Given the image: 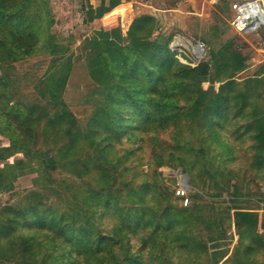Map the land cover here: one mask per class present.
Listing matches in <instances>:
<instances>
[{
  "label": "rangeland",
  "instance_id": "rangeland-1",
  "mask_svg": "<svg viewBox=\"0 0 264 264\" xmlns=\"http://www.w3.org/2000/svg\"><path fill=\"white\" fill-rule=\"evenodd\" d=\"M100 1L49 0L55 22L50 28V33L54 39H48L43 44L38 41L34 52L18 55L12 63L16 76L14 79L11 75L15 83L9 92L14 102L38 104L49 108H52L51 102L56 101L58 106H61L60 102H62L76 120V127L85 134L88 133L85 129L87 120L92 115L95 105L99 100L105 99V93L98 87L97 81L87 68L88 57L85 53L106 47L84 45L86 38L92 36L97 18L101 14V9L92 12L91 7L99 4ZM147 1L150 2L148 6L151 7L144 9ZM178 2L182 3L180 8H176ZM233 2L234 0L129 1L116 7L122 33L128 42L122 46L109 48L130 47L131 39L127 36L129 24L133 18L146 13L155 15L160 32L170 36V53L181 68L194 67L208 60L210 51L217 52L227 40L232 39L234 49L246 58V68L233 79L239 90L242 91L247 87L251 89L253 98L250 99L249 104L255 118L259 122H264V93L262 95L260 93L264 83L256 85L247 83L255 78L257 70L264 66V26L237 33L232 27L235 16L231 7ZM121 8L128 12L126 19H123L119 13ZM200 43L203 44L202 51L197 50L196 47ZM172 44L175 45L173 48H171ZM70 53L74 57L72 71L60 90L59 97L53 100L46 91L47 72L55 68L54 60L62 54ZM0 71L3 70L0 68ZM221 83L205 81L200 87L208 93L210 91L216 93ZM258 92L259 96L256 97ZM187 96L189 95L186 88L182 93L177 92L176 104L181 110L187 109L191 104L190 97ZM229 105L231 108L232 102ZM229 112L231 114V111ZM230 118H221L212 130L220 131V142L226 140L229 146H235L236 159L225 164L221 163L218 157L219 146L210 140L213 133H205V146L209 148L206 149L208 156L215 158L213 164L225 167L231 173L225 171V176L214 175L212 167L196 163L192 154L190 156L184 154L185 161H179L176 157L168 160L171 146L174 148L173 144L184 146L187 143L194 150L200 146L202 141L200 130L196 127L191 132L188 131L189 128L186 130L188 125L191 126L196 121L191 119L181 121L186 125L183 124L178 128L176 124L155 132L154 130L147 132L133 123L124 130L131 131L133 136L129 133L119 142H113L110 153L107 154V158L118 168L110 172L111 180L115 178L112 188L107 187L112 181L99 179L101 177L99 170L94 166L95 151L93 148L89 150L85 143L78 147L79 154L75 158L85 161L86 168L90 169L88 172L77 176L71 173L70 169L79 170L81 164L72 167L73 164L68 165L66 161L57 162L54 170L45 169L41 155L45 154L44 156L52 158L56 155L55 147L46 145L40 133L43 121L40 124H33L34 146L29 147V143L26 142L28 147L24 150L17 149L10 144L7 137L0 135V173L6 175L5 180H0V229L6 219L13 214L14 209L24 207L28 204V200L31 201L28 196L33 193L41 205L43 204L40 214L47 217L54 216L56 220L68 218L73 227L82 226L88 233L95 229L96 224L109 234L119 223L118 216L113 213L114 208L121 207L124 210L130 208L131 196L124 182H131L134 183V187L137 185L148 187L145 197L141 199L144 201L142 207L146 210L153 209L157 217L166 207L184 211L182 216L189 214L191 218L184 226L177 225L175 229L178 227L179 230L183 229L190 244L181 247L182 241L176 238V230L164 234L163 237L150 234L149 229L137 230L135 233L130 231L122 242V249L115 243L106 245L105 250H102V246L93 249L99 250L97 254L106 258L105 263L111 259V255L108 254L110 252L117 257L116 262L112 264H210L212 253L217 251L224 254L218 264H224V261L232 256L239 239L235 215L237 211L255 213L257 232L264 234V181L251 170L250 139L236 141L233 133L238 126L240 131L243 130L245 121L239 117L236 121ZM2 120L4 119L0 118V121ZM25 122L23 121V124ZM220 123L222 125L218 127ZM149 126L150 124H146L144 127L149 128ZM207 130L212 131L209 126ZM102 137L103 133L96 139ZM128 138L130 139L127 140ZM173 152L176 153V149ZM106 183L108 185H104ZM181 189L184 193L178 195ZM89 191L98 193L100 197L110 194L109 198H116L118 203L112 202L117 205L114 207L111 205L107 212L102 211L101 208L97 209L93 206L94 202L84 203ZM185 201L187 203L184 205ZM196 209H199V213H196ZM49 233L51 232L48 230L29 229L26 226L17 227L8 235L2 232L0 247L10 252L11 258L0 259V264H33L20 250L22 237L28 235L32 238L33 248L40 258V247L46 248L44 240ZM149 236L158 239L155 245L151 244L153 237ZM140 238H144V246L139 242ZM162 239L166 242L162 243ZM129 256H133L134 260L127 261ZM256 257L262 260L261 256ZM225 264H240V262L228 261Z\"/></svg>",
  "mask_w": 264,
  "mask_h": 264
},
{
  "label": "trees",
  "instance_id": "trees-1",
  "mask_svg": "<svg viewBox=\"0 0 264 264\" xmlns=\"http://www.w3.org/2000/svg\"><path fill=\"white\" fill-rule=\"evenodd\" d=\"M54 23L49 0H0V68L3 70L0 71V118L4 119L0 121V135L7 137L10 144L19 150L28 147L26 142L29 143V147H33L32 126L43 121L40 133L46 145L55 147L56 155L55 159L44 156L45 154L41 155L45 169L54 170L57 162L66 161L68 165L73 164L72 167L81 164L79 170L70 169L71 173L81 176L88 172L90 169L86 168L85 161L75 158L79 154L78 147L85 143L89 150L93 148L95 151L94 166L99 170L101 176L99 179L112 181V184L107 186L112 188L115 178L111 180L110 172L118 168L107 158V154L110 153L113 142H119L129 133L133 136L131 131H124L130 124L136 123V127H142L147 132L152 130L155 132L176 124L179 128L183 124L186 125L181 121L191 119L196 122L191 126L188 125L186 130L189 128L188 131L191 132L195 127L200 130L202 139L200 146L194 150L187 143L184 146L173 144L174 148L171 146L168 160L176 157L179 161H185L184 154L189 156L192 154L196 163L212 167L214 175L225 176V171L227 173L231 171L213 164L215 158L209 157L206 152L209 148L205 146V133H213L210 140L219 146L218 157L221 163L233 161L237 155L235 146H229L226 140L220 142V131L217 129L213 132L212 128L216 127L215 123L221 118L231 117L230 119L236 121L239 117L245 121V124L242 126L243 130L240 131L239 126L234 130L236 141L250 139L249 164L255 175L264 181V122H259L255 118L249 104L250 99L253 98L251 89L247 87L242 91L239 90L233 79L246 68V58L234 49L232 39L227 40L217 52L210 51L208 60L194 67L181 68L170 53V36L160 32L155 16L150 14H141L131 21L127 30V36L131 39L130 47L109 48L122 46L128 41L122 33L116 8L105 12L96 21L92 36L86 38L84 43L87 46L106 47L85 53L88 57L87 68L97 81L98 87L105 93V99L97 102L92 115L87 120L85 129L88 133L85 134L76 127V120L62 102H60L61 106H58L56 101L51 102L53 108L51 111L52 108L48 106L14 102L9 92L15 83V68L12 64L15 57L34 52L38 41L43 44L48 39H54L50 33ZM73 59L71 53L62 54L54 60L55 68L47 72L46 91L51 99L59 97L60 90L72 71ZM255 75L258 78L255 77L247 83L254 85L264 83V66L257 70ZM205 81L222 83L216 93L212 91L208 93L200 87ZM185 88L189 95L187 97L192 100L189 98L191 104L187 109L181 110L176 104V96L177 92L182 93ZM262 89L261 95L264 93V85ZM258 96L259 92L256 97ZM230 102H232L231 108ZM23 121L26 122L23 124ZM146 124H150L149 128L144 127ZM221 125L222 123L218 127ZM208 126L212 131L207 130ZM102 133L103 137L96 139ZM175 149L176 153L173 152ZM5 179L6 175L0 173V180ZM124 185L131 196L130 208L125 210L121 207L114 208L113 213L118 216L119 223L109 234L96 224L95 229L88 233L82 226L73 227L68 218H60L63 220L61 221L56 220L54 216L47 217L40 214L43 204L41 205L36 199L35 194L30 193L28 197L31 201L28 200V204L24 207L14 209L13 214L6 219L5 225L1 226L0 237L2 232L8 235L17 227L25 226L29 229L50 231L51 233L47 235L48 240H44L46 248L40 247V258L33 248L32 238L28 235L22 237L20 250L33 264H112L117 260L113 253H108L111 259L105 263L106 258L97 254L99 250L93 249L102 246V250H105L106 245L111 243L118 244L121 248L128 233L130 231L135 233L137 230L149 229L150 234H157L154 235L157 237H163L164 234L176 230V238L182 241L181 247L190 244L185 231L179 230V227L184 226L191 218L189 214L182 216L184 211L166 207L157 217L153 209L146 210L142 207L144 201L141 199L148 190L146 185L134 187V183L131 182H124ZM109 195L104 194L100 197L98 193L89 191L84 203L94 202L95 208L107 212L111 205L112 207L117 205L112 202L118 203L116 198H109ZM196 213H199V209H196ZM235 215L239 239L232 256L227 258L224 264L228 261H237L240 264H264V234L257 232L256 214L250 211H237ZM177 225L179 227L175 229ZM120 236L122 237L118 238ZM154 236L149 237H153L151 244L155 245L158 239ZM161 241L166 242L165 239ZM139 242L142 246L145 245L144 238H140ZM4 251L0 249V259H10L11 253ZM257 255L261 256L262 260H259ZM223 257L224 254L213 252L210 264H218ZM133 260V256H129L127 261Z\"/></svg>",
  "mask_w": 264,
  "mask_h": 264
},
{
  "label": "built area",
  "instance_id": "built-area-1",
  "mask_svg": "<svg viewBox=\"0 0 264 264\" xmlns=\"http://www.w3.org/2000/svg\"><path fill=\"white\" fill-rule=\"evenodd\" d=\"M235 16L232 20V27L237 33L254 30L259 26H264V21L258 18L259 11L264 16L263 0H234L231 4ZM257 10V11H256ZM197 50L202 51L203 44H198ZM184 191H178V195H183ZM187 203V201L184 202Z\"/></svg>",
  "mask_w": 264,
  "mask_h": 264
},
{
  "label": "crops",
  "instance_id": "crops-1",
  "mask_svg": "<svg viewBox=\"0 0 264 264\" xmlns=\"http://www.w3.org/2000/svg\"><path fill=\"white\" fill-rule=\"evenodd\" d=\"M130 2L131 1H133V0H129ZM128 0H101L100 2H99V4H97L96 6H93V7H91V11L92 12H95L96 10H98V9H101V14H100V16L97 18V19H99L105 12H107V11H109V10H111V9H113V8H116V7H118V6H121V5H124V4H126L127 2H129ZM188 1H191V0H188ZM191 3V2H190ZM148 5H150V2H148L147 1V3L146 4H144V9L146 8H150L151 6H148ZM177 7L176 8H180L181 6H182V3L181 2H178L177 4ZM180 6V7H179ZM155 10H158L157 8H155ZM160 10V9H159ZM174 10H176V9H174ZM120 14H121V16L123 17V19H126V17H127V14H128V12L126 11V10H124L123 8H121L120 9V12H119ZM146 14H150V13H146ZM150 15H152V14H150ZM153 16H155V15H153ZM96 19V20H97ZM129 23V22H128ZM127 23V24H128ZM130 25V24H129Z\"/></svg>",
  "mask_w": 264,
  "mask_h": 264
},
{
  "label": "bare ground",
  "instance_id": "bare-ground-1",
  "mask_svg": "<svg viewBox=\"0 0 264 264\" xmlns=\"http://www.w3.org/2000/svg\"><path fill=\"white\" fill-rule=\"evenodd\" d=\"M257 11V10H256ZM258 12V18L261 20V21H264V16H262V14L259 12V11H257ZM177 45V44H176ZM173 46H175V45H173Z\"/></svg>",
  "mask_w": 264,
  "mask_h": 264
},
{
  "label": "water",
  "instance_id": "water-1",
  "mask_svg": "<svg viewBox=\"0 0 264 264\" xmlns=\"http://www.w3.org/2000/svg\"><path fill=\"white\" fill-rule=\"evenodd\" d=\"M171 48H173V44L171 45Z\"/></svg>",
  "mask_w": 264,
  "mask_h": 264
}]
</instances>
